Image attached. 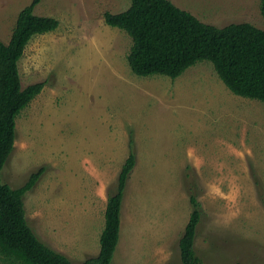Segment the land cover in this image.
<instances>
[{
  "label": "rangeland",
  "instance_id": "rangeland-1",
  "mask_svg": "<svg viewBox=\"0 0 264 264\" xmlns=\"http://www.w3.org/2000/svg\"><path fill=\"white\" fill-rule=\"evenodd\" d=\"M33 0H0V40ZM200 22L263 27L259 0H169ZM130 0H37L58 21L35 35L18 63L22 86L45 85L16 119L0 173L10 188L43 172L23 198L28 225L80 264L97 256L107 196L133 140L111 264H181L178 241L191 211L186 175L203 211L200 264H264V104L232 94L211 63L181 76H135L130 37L104 14ZM0 264H2L0 262Z\"/></svg>",
  "mask_w": 264,
  "mask_h": 264
},
{
  "label": "trees",
  "instance_id": "trees-1",
  "mask_svg": "<svg viewBox=\"0 0 264 264\" xmlns=\"http://www.w3.org/2000/svg\"><path fill=\"white\" fill-rule=\"evenodd\" d=\"M36 3L33 0L18 13L9 42L0 40V173L14 148L17 117L45 85L37 82L23 87L18 63L32 37L52 32L59 25L54 18L36 16ZM259 11L262 28L246 22L216 27L200 22L169 0H130L127 10L105 13L104 21L130 37L126 60L135 76L176 79L189 67L206 61L212 64L217 77L232 94L264 104V0H260ZM135 163L130 139L116 188L107 196L98 254L80 264H111L119 241L124 191ZM42 172L39 169L32 173L15 189L0 180L2 264H73L41 242L28 225L23 198ZM189 176L186 175L185 188L191 211L178 241L179 258L181 264H200L194 244L203 211Z\"/></svg>",
  "mask_w": 264,
  "mask_h": 264
},
{
  "label": "crops",
  "instance_id": "crops-1",
  "mask_svg": "<svg viewBox=\"0 0 264 264\" xmlns=\"http://www.w3.org/2000/svg\"><path fill=\"white\" fill-rule=\"evenodd\" d=\"M258 3H260V0L258 1Z\"/></svg>",
  "mask_w": 264,
  "mask_h": 264
}]
</instances>
